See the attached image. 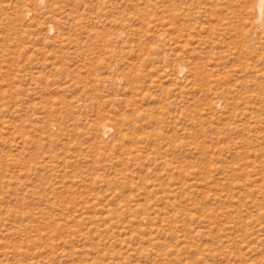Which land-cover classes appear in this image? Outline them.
I'll return each instance as SVG.
<instances>
[{"label": "rangeland", "instance_id": "obj_1", "mask_svg": "<svg viewBox=\"0 0 264 264\" xmlns=\"http://www.w3.org/2000/svg\"><path fill=\"white\" fill-rule=\"evenodd\" d=\"M0 264H264L257 0H0Z\"/></svg>", "mask_w": 264, "mask_h": 264}, {"label": "bare ground", "instance_id": "obj_2", "mask_svg": "<svg viewBox=\"0 0 264 264\" xmlns=\"http://www.w3.org/2000/svg\"><path fill=\"white\" fill-rule=\"evenodd\" d=\"M257 8H258L259 15L264 14V0H257ZM109 128H111V126ZM109 128L108 126L105 125L102 129L104 131H107V130L109 131Z\"/></svg>", "mask_w": 264, "mask_h": 264}]
</instances>
